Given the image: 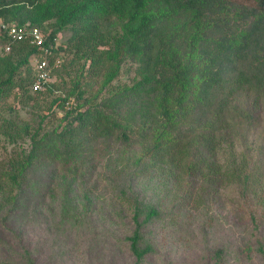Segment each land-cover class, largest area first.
Here are the masks:
<instances>
[{"label":"trees","instance_id":"16d2710c","mask_svg":"<svg viewBox=\"0 0 264 264\" xmlns=\"http://www.w3.org/2000/svg\"><path fill=\"white\" fill-rule=\"evenodd\" d=\"M0 17L45 33L44 23L51 24L45 39L54 45L58 33L68 30L66 48L89 61L87 70L83 66L76 72L72 89L53 98L48 108L65 109L61 129L30 132L25 123L12 134L3 130L11 141L28 135L31 143L6 162L0 175V212L24 198L31 187L29 172L45 161L73 172L89 203V180L78 175L90 161L89 145L99 139L109 150L113 139L129 142L133 130L141 133L140 153L119 148L113 167L121 178L99 175L109 181L119 204L131 209L133 230L126 239L133 264H143L154 252L144 229L161 211L135 190L132 179L141 183L156 174L177 181L172 175H182L179 171L208 175L212 185H240L245 198L262 211L264 196H256L264 184L260 160L252 161L251 148L236 151L234 139L246 142L249 133L244 130L253 129L264 110V0H0ZM42 50L27 41L14 42L8 53L0 48V101L14 90L28 99L30 93L42 96L55 90L53 80L41 91L32 89L30 58L41 56ZM60 50L56 45L54 57ZM127 58L137 64L134 79L111 83ZM99 75L100 89L109 95L97 93L90 99L85 92L89 87L80 83ZM72 95L84 99L75 104ZM124 171L128 177L122 179ZM257 250L264 253L263 245ZM22 251L25 264H37L29 249Z\"/></svg>","mask_w":264,"mask_h":264},{"label":"rangeland","instance_id":"374dc122","mask_svg":"<svg viewBox=\"0 0 264 264\" xmlns=\"http://www.w3.org/2000/svg\"><path fill=\"white\" fill-rule=\"evenodd\" d=\"M44 24L50 32L52 25ZM69 35L68 30L61 31L56 40L62 50L58 53L59 62L55 61L53 92L42 96L29 92L32 98L28 99L14 90L0 101V175L6 162L21 149L28 150L31 143L28 135L11 141L4 129L12 134L17 131L15 127L26 123L30 132L39 129L44 133L59 130L64 124L65 109L57 105L53 110L48 108L53 98L65 96L72 89L76 72L83 66L87 70L89 64L66 48ZM136 66L131 58L122 60L119 75L111 83L132 82ZM102 78H81V87H89L85 92L90 99L97 93L99 97L109 95L106 88L100 89ZM72 96L75 104L84 99ZM134 131L126 144L113 139L109 150L99 139L89 145L86 157L90 161L83 165L84 171L74 172L89 180L85 187L91 192L89 203L82 196L79 179L72 178L73 172L65 171L62 163L45 161L29 172L31 187L24 192V198L12 201L0 212V264H25L24 248L33 253L37 264H133L126 239L133 230L131 209L119 204L109 181L99 175L104 172L112 179L121 178L120 171L113 167L115 152L120 148L127 154L140 153L141 133ZM244 131L249 133L247 141L235 138V150L251 148L249 156L253 162L260 160L264 175V110L254 128ZM82 172L86 173L84 177ZM179 172L182 175H172L179 178L177 181L156 174L141 183L131 180L145 201L161 211V216L144 229L154 252L143 264H264V253L257 250L259 245L264 247V208L260 211V205L248 201L238 184L212 185L213 178L208 175ZM258 193L264 196V184L263 192L256 190L257 197ZM218 251L223 253L217 258Z\"/></svg>","mask_w":264,"mask_h":264},{"label":"built area","instance_id":"2783aa9c","mask_svg":"<svg viewBox=\"0 0 264 264\" xmlns=\"http://www.w3.org/2000/svg\"><path fill=\"white\" fill-rule=\"evenodd\" d=\"M48 34V32H43L40 27L29 26L28 24L22 26L14 23L8 24L0 17V48L5 53L12 50L14 42L20 41H27L30 45H35L41 50L43 49L41 56L35 54L30 58L34 80L32 89L34 91L43 90L51 82L50 69L56 65L55 61L59 62V57H54V54H52L58 43L55 42V45L47 43L45 38ZM54 40H57V38ZM51 58L53 59L52 64L49 62Z\"/></svg>","mask_w":264,"mask_h":264},{"label":"clouds","instance_id":"9594fccd","mask_svg":"<svg viewBox=\"0 0 264 264\" xmlns=\"http://www.w3.org/2000/svg\"><path fill=\"white\" fill-rule=\"evenodd\" d=\"M49 33V32H48ZM57 38V37H56ZM58 39V38H57ZM57 57H59V56H57ZM31 67H32V64H29ZM54 68V67H53ZM32 74H33V69H32ZM34 81V80H33ZM51 81H52V79H51Z\"/></svg>","mask_w":264,"mask_h":264}]
</instances>
